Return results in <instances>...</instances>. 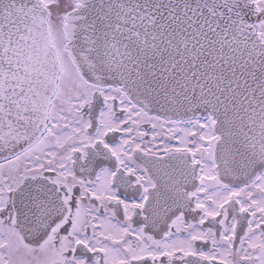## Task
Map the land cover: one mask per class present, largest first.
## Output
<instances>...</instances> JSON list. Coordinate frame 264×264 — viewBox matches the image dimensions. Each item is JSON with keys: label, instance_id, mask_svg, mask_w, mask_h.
I'll return each mask as SVG.
<instances>
[{"label": "snow or ice", "instance_id": "obj_1", "mask_svg": "<svg viewBox=\"0 0 264 264\" xmlns=\"http://www.w3.org/2000/svg\"><path fill=\"white\" fill-rule=\"evenodd\" d=\"M0 264H264V0H0Z\"/></svg>", "mask_w": 264, "mask_h": 264}]
</instances>
